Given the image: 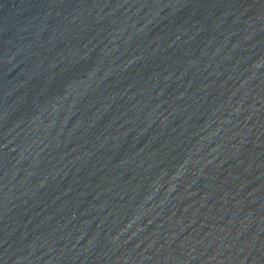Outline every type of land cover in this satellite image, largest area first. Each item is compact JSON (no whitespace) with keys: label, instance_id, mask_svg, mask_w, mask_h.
I'll use <instances>...</instances> for the list:
<instances>
[{"label":"water","instance_id":"obj_1","mask_svg":"<svg viewBox=\"0 0 264 264\" xmlns=\"http://www.w3.org/2000/svg\"><path fill=\"white\" fill-rule=\"evenodd\" d=\"M0 264H264V0H0Z\"/></svg>","mask_w":264,"mask_h":264}]
</instances>
